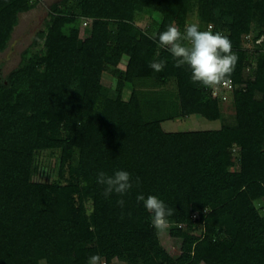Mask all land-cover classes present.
Listing matches in <instances>:
<instances>
[{
  "label": "trees",
  "instance_id": "1",
  "mask_svg": "<svg viewBox=\"0 0 264 264\" xmlns=\"http://www.w3.org/2000/svg\"><path fill=\"white\" fill-rule=\"evenodd\" d=\"M41 1L0 0V53L21 13ZM146 11L159 18L144 30L135 21ZM193 16L202 31L228 35L239 58L229 79L235 119L218 129L167 132V120L221 115L222 100L148 38L173 23L183 31ZM87 17L93 21L81 41ZM262 37L264 0L53 2L19 65L0 77V264H89L92 256L264 264V51L255 43ZM155 60L166 61L163 71L149 67ZM105 72L117 77L115 87L103 83ZM44 150L59 151L63 181L34 179ZM117 170L131 174L133 188L106 199L96 175ZM139 194L173 209L168 229L182 239L177 257Z\"/></svg>",
  "mask_w": 264,
  "mask_h": 264
},
{
  "label": "clouds",
  "instance_id": "2",
  "mask_svg": "<svg viewBox=\"0 0 264 264\" xmlns=\"http://www.w3.org/2000/svg\"><path fill=\"white\" fill-rule=\"evenodd\" d=\"M148 38L170 54L175 67H188L193 84L212 91H218L229 81L239 59L228 35L219 31H202L196 22L186 23L183 31L174 23L169 24L166 30L153 33ZM165 66V60H155L149 64L155 72L163 71ZM96 183L103 187L102 195L106 199L112 194L124 197L133 188L131 174L125 170H117L111 175L99 171ZM139 183L140 178L137 177L136 184ZM84 186H87L86 182ZM136 200L138 204L142 202L145 210L151 214L150 223L156 232H164L169 226L168 217L174 214L173 209L156 195L145 197L139 194ZM117 204L123 208L125 200L118 199ZM98 260V256H92L89 264H98Z\"/></svg>",
  "mask_w": 264,
  "mask_h": 264
},
{
  "label": "rangeland",
  "instance_id": "3",
  "mask_svg": "<svg viewBox=\"0 0 264 264\" xmlns=\"http://www.w3.org/2000/svg\"><path fill=\"white\" fill-rule=\"evenodd\" d=\"M55 1L57 0H42L38 7L21 13L20 21L15 28L9 47L0 53V77H5L12 69L19 65L22 52L32 43L37 31L44 27L48 8ZM158 18L154 12L146 11L141 14L138 13L135 22L139 27L147 30L150 25L153 26L156 23ZM190 22L198 23L197 16H193ZM89 26L84 27L82 24L81 41L87 35ZM252 42V39L249 42L244 41L248 47L253 46ZM103 83L115 87L117 77L109 72H105L103 75ZM130 89L127 86V94L130 92ZM232 100L230 96L226 101H222L221 115H217L214 119H207L203 115H197L186 120L176 119L167 121L163 128L167 132L218 129L223 121L233 122L235 119V107L233 106ZM59 155V151L44 150L39 152L36 156L38 168L34 174V179L49 182L63 181L58 175ZM258 206H264V200L258 203ZM198 231H200V228L197 229ZM159 236L163 246L170 254L177 257L181 253V238L171 236L168 228L164 232H160ZM111 264L128 263L115 259Z\"/></svg>",
  "mask_w": 264,
  "mask_h": 264
},
{
  "label": "built area",
  "instance_id": "4",
  "mask_svg": "<svg viewBox=\"0 0 264 264\" xmlns=\"http://www.w3.org/2000/svg\"><path fill=\"white\" fill-rule=\"evenodd\" d=\"M92 19L87 17L83 20L82 24L84 27H87L89 25H91L92 23ZM252 39V37L250 35H247L245 37V41L249 42ZM253 41V40H252ZM253 43V42H252ZM256 44H262V50L264 51V37L257 39L255 41ZM246 46V44H245ZM235 85L233 83L232 80H229L222 88H220L218 91H212V95L218 99H221L222 101H226L228 99V97H232L235 91ZM262 210L264 211V206L262 207ZM199 217L198 213H194L193 214V219H197ZM98 264H111L110 262H108L105 259H102L100 261H98Z\"/></svg>",
  "mask_w": 264,
  "mask_h": 264
},
{
  "label": "crops",
  "instance_id": "5",
  "mask_svg": "<svg viewBox=\"0 0 264 264\" xmlns=\"http://www.w3.org/2000/svg\"><path fill=\"white\" fill-rule=\"evenodd\" d=\"M126 63H127V58H124L123 63H122V66H125ZM129 94H130V92L128 93V95H129ZM197 115H203V114H194V115H191V116L186 117V118L181 119V120H186V119H189L190 117H194V116H197ZM216 116H217V115H205V114L203 115V117H207V119H214ZM174 120H176V119H174ZM167 121H170V120H167ZM167 121H164V122L162 123V126H164V125H165V122H167ZM201 264H205V263H201Z\"/></svg>",
  "mask_w": 264,
  "mask_h": 264
}]
</instances>
